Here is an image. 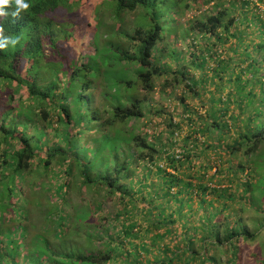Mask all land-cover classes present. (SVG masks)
<instances>
[{
	"label": "rangeland",
	"instance_id": "rangeland-1",
	"mask_svg": "<svg viewBox=\"0 0 264 264\" xmlns=\"http://www.w3.org/2000/svg\"><path fill=\"white\" fill-rule=\"evenodd\" d=\"M185 3L186 1H179L177 8L167 13L169 22L163 33V40L157 42L153 54L158 59L156 66L161 74L152 77L153 88L150 92H135V96L140 99L144 117L127 125H134L132 134L139 135L147 143H163L169 138L170 132H174L172 139L177 144L185 137L188 147L195 141L198 147L187 158V164L190 163L191 166L182 168L183 174L180 176L182 181L189 182L192 190L184 197L178 194V200L181 201L175 204L170 195L162 194L164 189L161 188L158 193L159 177L154 174L153 169L147 172L144 168V165L149 164L147 161L131 163V175L124 183L135 207L130 204L127 208L128 216H124L134 221L139 228L134 227L135 233L138 232L135 240L125 239L132 243L143 242L148 254L146 258L150 260L153 259L152 254L158 252L157 249L181 246L185 242L180 241V238L191 237L192 243L188 246L199 255L205 248L207 256L214 259V264H264V131L260 140H251L250 151L245 152L243 147L234 148L242 143L240 135L250 137L258 129H264V0H187V7ZM106 7L107 4L103 3L99 10L98 5L94 4L88 10L84 7L73 8L76 15L71 23H74V27L67 28L60 36L63 37V50L59 54L64 57L56 61L59 65H54L55 68L49 72L53 85L56 82L58 87L64 85L67 64H72V57L77 58V53H71L70 49L65 52L67 43L77 33L82 37L90 31L82 24L84 18L93 16L94 19L96 14L101 15L98 28L95 31L92 27L91 41L89 39L90 49L97 48L98 54V46L102 48V42L110 37L111 43L118 44L119 35H131L138 25L139 17L143 16H138L141 10L137 8L123 13L120 21H117L108 15L104 9ZM217 13L222 14L221 25H227L228 20L233 19L232 26H228L226 31L221 28L215 30L213 37L197 33L195 24L210 16H216ZM243 15L249 20L247 26L242 21ZM57 20L59 21L58 17ZM162 25L164 27L165 24ZM215 36L220 39H215ZM212 39L219 42L217 48L210 49ZM123 44L126 46L124 49L131 53L129 48L132 43ZM229 49L233 51H228ZM215 51L216 55L210 56ZM44 53L47 54V49ZM55 54L49 59L51 64H54ZM94 56L91 53L87 55V59L91 62ZM80 62L78 59L79 64ZM135 68V65L126 63L113 67L123 73L119 80L121 84L135 79ZM89 92L91 108L99 111L110 109L112 89L108 87V81L103 74L93 80ZM10 93L7 88L0 86V103L6 102ZM13 94L10 95L12 99L17 97L15 92ZM20 100L23 101V106L27 104L24 99ZM9 103L12 104L13 101ZM225 110V114L219 119V113ZM102 115L101 119L106 117L104 113ZM209 117L217 121L216 129H211L212 122ZM222 121L227 126L226 134ZM91 123L84 126L81 124V129L76 128L81 135L80 145H86L85 148L90 145L89 141L85 142L86 137L97 138L99 135L98 132H91ZM40 128L46 133L45 138L38 139L41 145L43 141H47L49 147L60 146L54 134V123L46 128L43 123H36L28 126L24 133L30 136ZM114 128L123 127L115 124ZM112 132L113 130L109 131L110 134ZM174 152H181V148L174 146ZM103 154L106 155L105 150L102 161L107 162ZM78 156L86 163L92 158V153L86 152ZM156 164L160 167L165 165L163 160ZM34 165L30 172L17 176L14 185L10 187L9 198L5 195L0 197V243L18 240L21 244L18 250H22L21 255H27L28 248L24 251L22 245L34 246L33 239L36 235L43 236L55 252L65 251L71 246L69 242L83 250H103L100 240H87L88 235H95L97 231H102L111 238L118 237L117 231L120 230L119 225L124 216L115 219L113 215L122 213L124 208L118 201L117 194H109L99 187L85 189L79 185V178L73 171L67 181L69 190L65 206L56 183L59 178L56 164L52 162L48 167ZM164 169L165 173L175 174L166 166ZM187 173L189 176H186ZM140 187L143 188L141 195L136 192ZM177 188H171L169 193L175 194ZM201 188L204 192L199 191ZM151 192L161 195L148 205L147 193ZM141 198L143 203L151 207L152 221H157L155 215L159 212L167 223L166 227L157 228L146 223L148 214L146 211L140 212L142 205H145L140 201ZM57 199L62 201L61 205L56 203ZM169 219L172 223L168 222ZM167 228L170 235H165ZM225 228L227 231L231 228L238 231L243 229L252 238L239 236L235 241L234 253L223 240L220 244L211 246L200 245V239L207 230L217 231L221 239ZM35 241L37 242L36 239ZM7 246L9 249L13 248L10 243ZM138 252L141 258L145 257L144 253ZM157 255L161 258L160 254ZM131 260L129 256H116L109 263L134 264ZM15 261L20 264V259ZM34 261L38 264H50L40 254Z\"/></svg>",
	"mask_w": 264,
	"mask_h": 264
},
{
	"label": "trees",
	"instance_id": "trees-1",
	"mask_svg": "<svg viewBox=\"0 0 264 264\" xmlns=\"http://www.w3.org/2000/svg\"><path fill=\"white\" fill-rule=\"evenodd\" d=\"M179 1H186L184 5L187 7V0H25L29 8L22 11L15 18L10 14L14 11V6L5 9L9 15L0 17L3 36L19 37V42L15 46L9 45L0 50V86L1 88H7L11 92L10 95L13 92L17 95L13 99L8 95L6 102L0 103V197L3 195L10 197V187L14 185L15 179L20 173L30 172L33 166L35 167L34 164L39 167H48L52 162L56 164L55 167L59 177L56 179V183H58L57 187L64 199L63 205H67L65 200L67 190H69V182L67 183V181L71 173L75 171L79 178V185L85 189L99 187L104 188L109 194H117L118 201L122 204L124 211L113 215L115 219L124 215L127 217V208L130 204L135 207V202L127 194V185L124 183V180L131 175V163L140 160L147 161L149 164L144 165V168L147 169V172L153 169L154 174L159 177L158 193L161 192V188L164 189L162 194L164 196L170 195L175 204L181 201L178 200V194L184 197L191 192L189 182L182 181L180 176L183 174L182 168L187 169L191 166L190 163L187 164V158L194 154L196 146L198 147L197 143L192 141V144L190 143L188 147L186 145L189 144L185 142V137L180 141V144H177V141L172 139L174 138V132H170V139L167 138L163 143H147L144 138L132 134L131 131L134 129V125H127L129 122L144 117L140 107V99L135 96V92H150L153 88L152 77L161 74L160 69L156 66L158 59L153 55L154 48L157 42L163 40V33L169 22L167 21L168 11L173 12ZM103 3L107 4L104 9L108 15L117 21H120L123 13L132 12L137 8L141 10L138 16L142 14L143 16L139 17L138 25L131 35L124 34L122 37L119 35L120 43L118 44L111 43L110 37L106 42H102L104 43L102 48L98 46V54L97 48L90 49L89 39L92 27L94 30L98 28L97 23L100 21L101 15L96 14L97 17L94 18L97 20L96 22L93 16L88 19L84 18L82 24L90 31L82 37L77 33L76 37L67 43L66 50L64 49L65 52H69L70 49L71 53H77V58L72 57V64H67L68 71L64 85L58 87L57 82L53 85L49 79L51 76L49 72L53 67L55 68L54 65H59L56 61L64 57L59 54L63 50L61 48L63 37L60 36L67 28L74 27V23H71L76 15L73 8L84 7L88 10L94 4L98 5L99 10V6H102ZM221 15V13H217L216 16H210L204 21L196 23L197 33L213 37L217 29L221 28L226 31L228 26H232L234 20L230 19L227 25H221ZM245 18L246 16L243 15L242 21L244 26H247L249 20ZM162 24H165L164 27ZM214 38L220 39L217 36ZM213 40H210V49L217 48L220 45L218 41ZM123 42L125 44L127 42L132 43L131 48H129L131 53L124 49L126 46ZM45 49H47V54L44 53ZM91 53H94L95 56L90 62L87 55ZM54 54V64H51L50 57ZM214 54L216 55V51L210 53V56ZM78 59L81 60L80 64ZM125 63L136 66L134 71L136 77L121 84L119 80L122 78L123 73L113 69V67ZM101 74L106 77L108 87L112 89L108 111H99L97 108L90 107L91 94L89 88L93 80ZM181 74L184 76V73ZM40 85H42L41 87L44 85V87L41 88ZM249 93L251 92L249 91ZM252 95L255 96V94ZM0 98H2L1 95ZM20 99H24L27 104L23 106V101ZM12 101V104L9 103ZM225 112L226 110L219 113V119ZM102 113L106 115L103 119H101L103 117V115L101 116ZM88 117L90 120H88ZM209 118L212 122L211 129H216L218 126L217 121L212 120L211 117ZM247 121L250 122L249 119ZM89 122H92V127H89L91 132H98L99 135L97 138L86 137L84 140L85 142L89 141L90 145L85 148L86 145H80L81 135L77 129H81L82 125H87ZM36 123H43L45 128L50 123H54L56 129H54V134H56L55 137L60 146L49 147L47 141H43L41 145L38 139L46 137V133L41 128L30 136L24 133L28 126ZM115 124L121 125L124 129H113ZM168 124L171 125L170 122ZM222 124L225 126L224 134H226L227 126L223 121ZM110 130H113L111 134L109 133ZM263 131L264 129L260 128L250 137L245 134L240 135L242 143L237 144L234 148L243 147L245 152L250 151L252 148L251 140H260ZM174 146L181 148V152L176 154ZM104 150L106 155L103 154V156L107 159V162L102 161ZM86 152L92 153V158L83 163L78 155ZM98 154H100L99 158H97ZM93 155L95 156L93 157ZM162 160L165 165L160 167L156 163ZM165 166L173 170L175 174L165 173ZM73 167L75 170H73ZM101 168L103 169L101 170ZM186 176H189L188 173ZM141 187L136 190L139 195L143 193ZM173 187H178L176 193L170 194L169 190ZM199 191L204 192V189L201 188ZM158 193H147L148 205L152 203L154 198L161 195ZM56 201L58 205L62 204V201L60 202L58 199ZM140 201L143 203V198ZM182 202L184 201L182 200ZM148 205H142L140 208V212L146 211V214H148L145 218L146 223H150L157 228L166 227L167 223L164 222L159 212L155 215L157 221H152L153 215L151 207ZM179 205H182V203ZM125 216L120 222L117 238L104 235L102 231L87 236V240L90 241L93 238L100 240V246L103 250H83L76 247L74 243L69 242L71 246L69 245L65 251L63 250L64 252L58 250L55 252L52 251L43 236L36 235L33 239L34 246L26 247V245H22L24 251L28 248L27 255H21L22 250H18L21 245L20 241L6 240L5 243L1 242L0 264H18V261H15L17 259H20V264L25 262L27 264H38L34 260L39 254L43 255L50 264H110L109 261L116 256H129L134 264L215 263L213 258L207 256L204 247L199 255L197 251L188 246L192 243L191 237L188 239L180 238V241L185 242L181 246H173L171 249L161 247L157 249V253L152 254V260L147 259L148 254H146L147 251L143 242L135 241L132 243L125 239L126 237L135 240L138 232L135 233L134 227L139 228L134 221L128 220ZM65 217L67 216L65 215ZM168 222L172 223V220L169 219ZM164 232L165 235H170L169 228ZM239 236L252 238L243 229L238 231L231 228L227 231L225 228L224 236L221 239L217 231L207 230L200 239V245L211 246V244H220L223 240L229 250L234 253L235 241ZM8 243L12 244L13 248L9 249ZM61 243L64 242L61 241ZM138 251L144 253L145 257L141 258ZM157 254H160L161 258H158ZM28 260L29 262H27Z\"/></svg>",
	"mask_w": 264,
	"mask_h": 264
},
{
	"label": "clouds",
	"instance_id": "clouds-1",
	"mask_svg": "<svg viewBox=\"0 0 264 264\" xmlns=\"http://www.w3.org/2000/svg\"><path fill=\"white\" fill-rule=\"evenodd\" d=\"M14 6V11L10 14L12 17H18L22 11H26L29 5L25 0H0V17H7L9 13L5 9ZM19 42V37H4L3 28L0 27V50L5 49L9 45L15 46Z\"/></svg>",
	"mask_w": 264,
	"mask_h": 264
}]
</instances>
